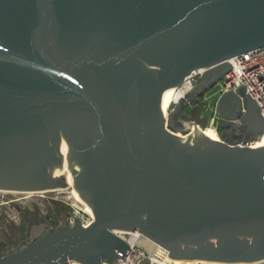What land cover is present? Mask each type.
Returning <instances> with one entry per match:
<instances>
[{"label": "water", "instance_id": "1", "mask_svg": "<svg viewBox=\"0 0 264 264\" xmlns=\"http://www.w3.org/2000/svg\"><path fill=\"white\" fill-rule=\"evenodd\" d=\"M260 48L264 0H0V191L69 190L94 219L34 228L0 264H116L114 231L173 260L264 264V143L238 145L264 134L261 108L237 90L229 143L183 114L193 91L160 107Z\"/></svg>", "mask_w": 264, "mask_h": 264}, {"label": "rangeland", "instance_id": "2", "mask_svg": "<svg viewBox=\"0 0 264 264\" xmlns=\"http://www.w3.org/2000/svg\"><path fill=\"white\" fill-rule=\"evenodd\" d=\"M199 78L201 76L193 78V87ZM217 88L215 84L205 89L199 98L189 101L184 109L188 120L197 123L199 128L216 129L221 122L222 116L218 113L220 95ZM187 135L189 133L182 136L180 134L185 138ZM71 195L69 190L34 194L0 191V234L6 240V249H12L17 240L24 239L29 229L39 222H45L49 228L56 229L67 222L69 216L88 221L85 208Z\"/></svg>", "mask_w": 264, "mask_h": 264}, {"label": "built area", "instance_id": "3", "mask_svg": "<svg viewBox=\"0 0 264 264\" xmlns=\"http://www.w3.org/2000/svg\"><path fill=\"white\" fill-rule=\"evenodd\" d=\"M223 64L227 65L228 68L216 83L219 95L233 94L238 96L237 90L243 86L245 88L244 93H248L250 98L255 100L261 108L260 112L264 118V48L236 55L223 62ZM204 72H200V70L193 71L184 78L180 87L189 86L190 89L187 91L189 93L193 89V78L195 76H202ZM234 122L239 124V119H234ZM238 145L254 148L255 141H241ZM72 220L73 218L70 221ZM81 222L83 224L85 221L81 220ZM113 233L123 239L130 249L125 257L118 254L119 259L116 261V264H165L159 261L161 257H157L156 259L155 255L150 253L147 247L142 244L141 239L149 241L154 245L157 244L144 237L138 231L130 233H115L114 231ZM161 253L168 255V252L164 248H161ZM64 264L80 263L67 260ZM100 264H110V262L101 261Z\"/></svg>", "mask_w": 264, "mask_h": 264}, {"label": "flooded vegetation", "instance_id": "4", "mask_svg": "<svg viewBox=\"0 0 264 264\" xmlns=\"http://www.w3.org/2000/svg\"><path fill=\"white\" fill-rule=\"evenodd\" d=\"M222 73L223 71L221 68H217L212 71H205V73L201 76V78H199V81L196 82L195 87H193V89L190 91V92L193 91V99L199 98V96H201L204 93L205 89L209 87H213L223 75ZM193 99H191L190 101H192ZM238 108H239V103L237 101L236 95L227 94V95L219 96L218 113L222 116V118H221V122L218 124L215 130L219 138L229 143L234 142L239 138L242 139L245 136V129L243 130L238 129L236 127L238 123L234 122V120L232 119V116L234 115L235 111ZM184 109H183V114L186 115V113L184 112ZM180 118H183V115H181ZM190 122H193V121H190ZM196 125L198 126L197 123ZM43 225L45 227H48V225L45 222H39L38 225L32 226L29 229V232L27 233L25 238L17 240L16 245L13 246L12 249H6V246H5L6 240L2 238L0 234V259L12 253L18 246L20 245L24 246L25 242H28L29 239L32 237L34 228H37L38 230L39 227Z\"/></svg>", "mask_w": 264, "mask_h": 264}, {"label": "bare ground", "instance_id": "5", "mask_svg": "<svg viewBox=\"0 0 264 264\" xmlns=\"http://www.w3.org/2000/svg\"><path fill=\"white\" fill-rule=\"evenodd\" d=\"M205 70H200V72H204ZM190 89L189 86H184V87H176V88H172V89H167L162 93L161 96V101H160V107H161V111L165 117V119L168 118V115L171 111V108L176 105L180 99H182L187 91ZM202 131V134L204 136H206L207 138L213 140V141H220V138L218 137L216 131L214 128L212 127H208V128H199ZM193 131H195V128H192ZM178 132L175 134L176 136L180 137L181 139H186L185 137H181L183 134L177 135ZM188 136V135H187ZM264 143V134H262L256 141H255V147H260L262 144ZM56 191V190H55ZM8 192V191H5ZM16 193V192H15ZM25 194H34V193H25ZM73 199H75L80 205H82L85 210H86V214H88L87 216L89 217L88 221H85L83 223L84 227H87L89 225L90 222H92L93 216L92 213L89 209V207L81 202L79 199H77L74 195ZM85 214V213H84ZM85 214V215H86ZM121 232V231H119ZM118 231H115V233H119ZM142 244L147 247V249L150 251V253L155 255V258L157 259V257H161V262L165 263V264H223V263H211V262H207V261H198V260H192V261H188V260H173L170 259L167 255H163L161 253V246L159 245H154L152 243H150L149 241H146L144 239H141ZM256 264H260V262L256 263Z\"/></svg>", "mask_w": 264, "mask_h": 264}]
</instances>
